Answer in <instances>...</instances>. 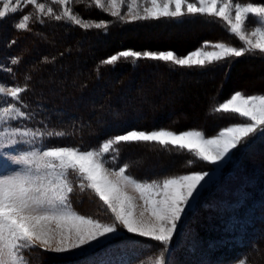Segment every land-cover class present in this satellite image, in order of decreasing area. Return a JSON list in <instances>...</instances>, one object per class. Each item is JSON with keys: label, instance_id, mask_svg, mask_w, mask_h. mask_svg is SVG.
<instances>
[{"label": "snow or ice", "instance_id": "snow-or-ice-1", "mask_svg": "<svg viewBox=\"0 0 264 264\" xmlns=\"http://www.w3.org/2000/svg\"><path fill=\"white\" fill-rule=\"evenodd\" d=\"M72 2L49 0L46 4L42 0H0V21L16 17L23 7L32 6L36 20L41 23L45 17H50L69 21L84 30L107 29V22L82 19L73 11ZM50 4L59 5L60 12ZM91 5L127 23L186 16L214 18L222 21L227 32L241 42L237 47L205 41L185 56L172 50H120L102 61L105 65H115L123 59L130 60L133 65L147 60L180 69H204L250 54L264 58V3L253 0H91ZM125 5L126 14L122 15ZM31 19L32 13H24L16 17L13 27L31 31ZM10 63L17 65L20 61L13 58ZM3 71L10 74L13 69L5 66ZM27 91L26 85L0 82V157L21 166L19 171L0 175V264H33L30 259L33 249H39L41 256L43 253L87 256L119 238L121 230L131 234L130 239L139 237L162 246L153 264H169L164 253L197 203V197L208 190L214 172L222 162L231 160L234 150L242 144L246 146L250 137L264 134V94L245 95L237 91L225 101L216 102L212 111L235 114L243 122L226 126L212 138L195 130L177 133L168 129H130L87 150L75 146L36 147L38 140L64 137L66 133L46 130V121L40 122L42 127L20 123L34 116L25 111L27 105L22 95ZM132 143L187 150L196 160L216 167L140 182L127 173L128 163L108 166L118 161L119 145ZM109 156L111 161L106 159ZM187 163L192 166L195 161ZM70 175L75 177V185ZM74 186L81 192L90 190L101 202L105 214H110L109 220L75 211L69 199ZM96 264L105 262L97 261ZM239 264H246V259Z\"/></svg>", "mask_w": 264, "mask_h": 264}, {"label": "trees", "instance_id": "trees-1", "mask_svg": "<svg viewBox=\"0 0 264 264\" xmlns=\"http://www.w3.org/2000/svg\"><path fill=\"white\" fill-rule=\"evenodd\" d=\"M92 14L96 16L91 17L94 20H108L98 11ZM187 25L191 28L189 32L179 31ZM225 26L214 18L186 16L154 24L123 23L109 26L103 29L102 33L59 25L51 32L54 45L36 35H24L21 38L22 45L30 49L23 48L24 68L19 72L21 76L19 74L16 77L18 81L20 77L28 90H32L24 100L28 112L34 114L29 120L30 124L42 127L40 122L46 121V130H63L66 133L64 137L45 139L44 143L48 146L78 144V147L82 148L96 147L108 137L139 125L144 129H198L204 134L217 132L235 120L237 115L214 113L212 109L216 102L225 101L237 91L245 95L264 94V58L259 54L234 58L230 62L223 61L204 69L173 68L168 70L169 72L164 65L142 61H139L138 66L131 62H120L103 70L97 67L101 61L120 50H172L181 54L194 50L205 41H220L240 47L241 42L230 35ZM81 40H88L90 45L96 40L101 42L92 45V52H86L76 49V44ZM48 50L51 52L50 58L44 56ZM32 58L36 61L32 62ZM76 65L79 68H76ZM152 73H158L154 77H160L164 81L165 92L179 86L180 89H174V92H180L179 96L172 101L156 96L147 100L146 94L137 89L150 86L152 80H147L146 77ZM107 82L111 83V88L105 86ZM167 82L172 85L171 88L169 84L166 85ZM77 92V97L92 100L90 108L94 109L93 113L87 106L73 105L69 95L73 96ZM113 96L115 100L111 101L110 97ZM117 97L127 100L123 102V105L127 106L126 109L119 106ZM140 100L144 104H153L155 100L152 105L155 107L154 113L142 110L139 114L134 102ZM112 102L115 106H110ZM170 102L175 104L179 111L173 118L167 119L165 112ZM106 105L108 107L105 108ZM117 108L124 112L119 113ZM104 109L115 110V117H108ZM100 114H104L103 121L99 119ZM178 114L187 118H179ZM133 116L137 117L135 121L132 120ZM239 149L240 157L245 156L246 149ZM119 156L121 158L119 157L115 166L127 163L124 154L120 153ZM108 158L111 160L110 156ZM165 171L146 168L140 176L151 180ZM127 173L134 177L133 170L128 169ZM238 177L240 181L230 183L228 191H223L222 194L226 198L216 197L213 203L205 204L208 207H201L204 210L210 209L213 213L215 211V216L206 230L203 246H209V264H235L245 259L246 264H264L261 256L264 253V172L260 176L242 172ZM245 180L249 182L244 183ZM212 242L217 244L213 246Z\"/></svg>", "mask_w": 264, "mask_h": 264}, {"label": "rangeland", "instance_id": "rangeland-1", "mask_svg": "<svg viewBox=\"0 0 264 264\" xmlns=\"http://www.w3.org/2000/svg\"><path fill=\"white\" fill-rule=\"evenodd\" d=\"M42 2L48 4L49 0H42ZM253 2L264 3L261 0H253ZM50 6H52L57 13L60 12L59 5L50 4ZM71 7L73 8V11L85 21L107 22L108 27L127 23L120 19L112 17L104 10L97 9L95 6L91 5V0H73ZM95 11L101 13L102 16L108 20L99 21L92 19L91 17H96L95 14L94 15L92 14V12ZM29 12L32 13V19L29 25L31 31H22L15 29L13 27V21L16 19V17L22 16L24 13H29ZM125 14H126V5L122 7V15ZM16 17L9 16L5 20L0 21V82L6 83L8 85L18 84L20 86H25L24 82L23 83L21 82V78L19 77V81H18V78L16 77L17 75L20 74L19 72L24 68L22 57L23 55H25L24 54L25 49L23 48H26V50L30 49V47H25V45H22L21 38L24 35L31 34V36L33 35L32 37L36 35L41 39H43L48 44L54 45L55 42L52 39L53 36L51 32H53V30L55 31V29H57L56 27H58L59 25L65 26L67 28L71 27L73 29L78 28L79 30H84V29H81L79 26L74 25L69 21L66 20L57 21L54 18H50V17H45L42 23L38 22L35 18V9L32 8V6L23 7V11L18 12L16 14ZM167 20L169 19L161 18L159 20L136 21L128 24L135 25L144 22H149L150 24H154L158 21L165 22ZM222 24L224 25L223 22ZM160 29L159 31L162 30ZM190 30H191L190 25H187L184 28L179 29V31L181 32L184 31L189 32ZM84 31H92V32L100 31V33H102L103 29L92 28ZM12 41H15V43H12ZM100 42L101 40H96L92 45L95 44L97 45ZM202 44H200V46H198L194 50L200 48ZM92 45H90V42L88 40L85 41L81 40L76 44V49L77 50L81 49L86 52H92ZM190 52H185L177 55L185 56ZM50 54L51 52L50 50H48L45 51L44 56L46 58H50L49 57ZM13 58H18L20 63L17 65H12L10 61ZM31 61L34 62L36 60L32 58ZM141 61L150 62L158 65H164V67L167 68V71L174 68L170 64H162L161 62H154L147 60H141ZM120 62H131V61L130 60L124 61L123 59H121L116 64ZM137 64H139V61L135 65ZM115 65H105L101 61L97 68L103 70L108 68L109 66H110L109 68H111ZM5 66L11 67L13 69L12 73L9 74L4 72L3 67ZM76 68H79V66L76 65ZM156 74L152 73L150 76L146 77L147 80L151 79L153 81L150 82L149 87L142 86V88H138L137 90L140 89L141 92H144V94H146L147 96L146 98H148L147 100H149V98L151 99L152 96L161 97V99L163 100L165 99L170 101L178 97L180 92L176 90L174 92V89H180L179 86L174 89H171L168 92H165V89L163 87L164 81H162L160 77H154L156 76ZM63 81H64V77L62 76L61 82ZM167 84L169 83L167 82L166 85ZM105 86L107 88H111V83L107 82ZM169 87L171 88L172 85L169 84ZM100 90H102V88ZM49 91L51 92V89H49ZM30 92H32V90H28L22 95L23 101L26 99V97H29ZM78 95H79L78 92L73 94V96L69 95V99L72 100L73 105L87 106L89 107V110H91L92 112L94 110L93 108H90L92 106V100L86 99V97H77ZM96 95H98V93ZM98 97L99 96H96V98ZM116 99H119V104H120L119 106L122 109L124 108L126 109L127 106H124L123 102H126L127 100L125 101L123 97H117ZM110 100L111 101L115 100L114 96L112 98L110 97ZM153 102L155 103V100H153ZM134 103L136 104V108L139 114L142 113V110L148 113H154L155 111L154 109L155 107L152 106L154 105V103L151 104L149 102H146L145 105L143 102H141V100ZM114 104L115 103L112 102L110 106H115ZM104 107L106 108L108 107V105ZM108 109H104V110L107 111ZM117 109L119 110V113L124 112L119 108ZM25 111L28 110L25 109ZM178 111L179 110L177 109V106L175 104H172V102H170V106L169 108H167L165 112V116L167 119L171 117L173 118L175 114L177 115ZM106 115L110 118H114L115 110L107 111ZM178 117L183 119L187 118V116L183 114L181 115L178 114ZM126 118H128V116ZM132 118L133 121L137 119V117L135 116H133ZM99 119H101L100 121H103L104 114L102 115L100 114ZM241 122L243 121L237 116L235 120H233L230 124L228 123L226 126H231L233 124H237ZM20 123L22 124L27 123L29 126L34 127L33 124H30V121L20 122ZM225 127H222L215 133L213 132V133L205 134L206 138H212L213 136L218 135L219 131L223 130ZM134 129L146 130V131L153 130V129H144L143 127L141 128L140 125L135 127ZM161 129H168L177 133L190 131L187 129L180 131L171 128H161ZM191 130L201 131L198 129H191ZM35 146L41 147L48 145H46L44 141L41 142L38 140ZM50 146L78 147V144H71V145L54 144ZM118 147H120L121 149L120 151L121 155L124 154V158L126 159V162L129 164L128 169L134 171V177L133 176L132 177L140 182H144V181L151 182L153 180H162L165 177H169L177 174L190 173L193 171L209 170L216 167L196 160V158L192 156L190 153H188L187 150L180 151L171 147L165 149V148H161L159 145L151 144V143L121 144ZM78 148L87 150L94 147H89V148L78 147ZM240 148L243 150L246 149L247 151L246 155L240 157L241 153H240V149L238 148L239 150L238 149L234 150V155L232 156L231 160L222 162V164L219 166V169L214 172L213 181L210 183L208 190L204 191L199 197H197V203L193 205L188 215L184 218L178 235L174 237L169 250L164 253L165 258L169 262V264H209L207 261L208 260L207 253L209 246L206 248H203V246H204V238H205L206 230L209 228L211 219L215 216V211L213 213L209 211L210 209L204 210L201 207H208L205 206V204L209 205V202L213 203L216 197H219L221 199L226 198L222 194L223 191L224 190L228 191L230 183L235 182L236 180L240 181L238 176L241 175L242 172L251 173L252 175H256V176L257 175L260 176V174L264 172V134H257L254 137H250L246 142V146L242 144ZM16 154L18 153H12V155H16ZM106 159L111 161L110 158L108 157H106ZM189 160H193L195 161V163L192 166H189L187 163ZM108 166L119 167L117 165L115 166L111 162L109 163ZM144 168L145 169L151 168L152 171H156V169L158 170L165 169L166 171L164 174H161L155 179L147 180L144 177L140 176L141 172L142 173L144 172L145 170ZM19 170H21V166L15 165L11 163L10 160H6L5 158L0 157V175L11 174L13 171H19ZM234 175H237V177L235 178ZM69 178L73 180L75 185V177L70 175ZM243 182L248 183L249 181L245 180ZM69 199L72 208L75 211H77L79 214L93 216L95 218L104 221L109 220L110 214L108 215L105 214V210L102 207L101 202L98 201V198H96L90 190H85L81 192L78 187L74 186V191L70 194ZM130 236L131 234H127L126 232L121 230V236L119 238L112 239L110 242L105 243L103 247L97 248L95 251H91L87 256L85 255L56 256L55 254L52 253H43V255L41 256L39 249H33L32 256L30 257V259L33 261V264H96L97 261H103L105 262V264H153L154 259L160 254L162 246L156 245V242L146 241L143 238H139V237H131L130 239L129 238ZM133 239L138 242L132 243L131 241ZM212 244L213 246H215L217 243L212 242L211 245ZM25 254L27 255V253ZM261 256L264 259V253ZM235 264H239V262Z\"/></svg>", "mask_w": 264, "mask_h": 264}, {"label": "bare ground", "instance_id": "bare-ground-1", "mask_svg": "<svg viewBox=\"0 0 264 264\" xmlns=\"http://www.w3.org/2000/svg\"><path fill=\"white\" fill-rule=\"evenodd\" d=\"M199 213V212H198Z\"/></svg>", "mask_w": 264, "mask_h": 264}]
</instances>
